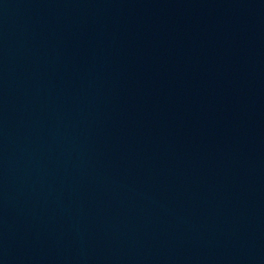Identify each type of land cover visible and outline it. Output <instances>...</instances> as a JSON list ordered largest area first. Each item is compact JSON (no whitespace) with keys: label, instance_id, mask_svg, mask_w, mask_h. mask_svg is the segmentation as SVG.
I'll return each mask as SVG.
<instances>
[{"label":"water","instance_id":"obj_1","mask_svg":"<svg viewBox=\"0 0 264 264\" xmlns=\"http://www.w3.org/2000/svg\"><path fill=\"white\" fill-rule=\"evenodd\" d=\"M0 264H264V0H0Z\"/></svg>","mask_w":264,"mask_h":264}]
</instances>
